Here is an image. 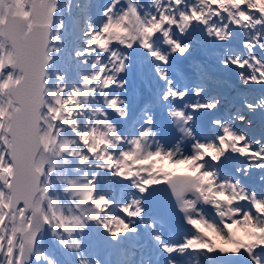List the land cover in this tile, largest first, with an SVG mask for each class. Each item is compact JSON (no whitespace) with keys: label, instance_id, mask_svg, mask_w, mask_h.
<instances>
[{"label":"snow or ice","instance_id":"snow-or-ice-1","mask_svg":"<svg viewBox=\"0 0 264 264\" xmlns=\"http://www.w3.org/2000/svg\"><path fill=\"white\" fill-rule=\"evenodd\" d=\"M0 264H264V0H0Z\"/></svg>","mask_w":264,"mask_h":264}]
</instances>
